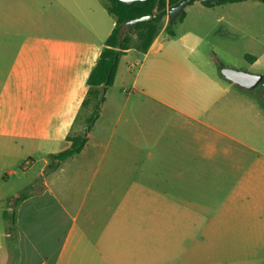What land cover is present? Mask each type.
<instances>
[{"label":"rangeland","instance_id":"1","mask_svg":"<svg viewBox=\"0 0 264 264\" xmlns=\"http://www.w3.org/2000/svg\"><path fill=\"white\" fill-rule=\"evenodd\" d=\"M102 3L107 8L104 0ZM238 9L244 17L246 38L234 45L249 52L256 40V48L264 50V2L241 3ZM13 42L0 36V172L3 170L5 179H13L11 187L28 193L41 187L43 179H76L67 171L63 173L61 168H68L65 160L52 161L49 154L62 150L67 135L88 126L98 99L90 98L89 105L82 103L89 98L88 72L76 68L77 58L54 53L45 41L35 50L29 34L15 41L19 42L16 52ZM133 47L138 49L136 40ZM17 53L22 57H14ZM156 57L141 51L121 57L119 75L108 87L98 110L100 123L106 127V143H113L111 147L122 138L126 126L131 125L134 134L141 128L150 131L149 146L116 153L118 194H144L148 202L143 238L150 264H264V99L255 103L261 116L249 109L250 114L239 118L240 127L232 119L226 121L230 123L228 133L247 147L225 140L230 144H226L228 149L210 148L208 153L215 161L206 164L201 156L204 139L199 137L196 167L180 169L186 178L162 179L160 172L172 174L174 169L156 166L174 161L175 154L161 151L154 142L160 139L163 143L167 138L171 142V135L162 138L160 133L178 131L180 127L192 140L195 122L151 97L192 112L199 105L197 97L206 95L208 85L196 84L194 70L153 63ZM239 66L248 68L244 57ZM232 89L241 95L264 98V89L245 91L236 84ZM7 130L16 131L12 139ZM12 155L16 156L14 161ZM109 160L108 149L92 152L84 188L87 182L102 179ZM126 162L133 164L130 179L120 173ZM11 170L15 175L7 178ZM137 236L136 228L119 232V256L130 253L123 245Z\"/></svg>","mask_w":264,"mask_h":264},{"label":"crops","instance_id":"2","mask_svg":"<svg viewBox=\"0 0 264 264\" xmlns=\"http://www.w3.org/2000/svg\"><path fill=\"white\" fill-rule=\"evenodd\" d=\"M102 1L0 0V36L4 40L14 41L13 52L19 45L15 41L21 35L29 34L35 50L45 41L54 53L69 59L77 58L76 68L88 72V84L89 76L116 23ZM258 1L261 0L206 5L195 0L185 8L184 20L175 25L176 36L170 37L165 32L169 21L165 20L163 28L145 53L146 56L156 54L153 63L161 66L196 71L192 73L196 84L201 87L208 85L206 95L197 97L200 99L199 105L192 112L177 109L163 99L151 97L195 122L192 140L187 139L180 127L178 131L160 133L162 138L171 135V142H168V138L163 143L160 139L154 142L153 145L160 147L161 151L175 154L174 161H163L156 166L174 169L172 174L166 170L160 172L162 179L186 178L180 169L196 167L199 137L204 139L205 149H202L201 156L206 164L215 161L213 154L208 153L210 148L215 147L217 151L228 149L227 145L230 144L225 140L246 146L228 133L230 123L226 121L232 119L240 127L239 118L250 114L249 109L256 110L255 103L264 98L241 95L233 90L235 83L225 78L222 68L231 67L264 76V50L256 48V40H253L254 46L249 52H242L234 45L246 38L244 17L239 9L235 10L236 6ZM135 51L139 50H128L122 58ZM29 52L31 54L32 50L29 49ZM14 57L20 58L22 54L17 53ZM242 57L248 68H239ZM120 62L115 80L120 72ZM199 72L201 74H196ZM252 91L259 92L256 89ZM82 103L89 105L92 101L88 98ZM256 111V115L261 116L260 110ZM101 117L99 115L88 133L83 150L65 160L67 169L61 168L63 173L67 171L76 179H43L41 187L24 193L20 192L19 187H11L13 179H5L1 170L0 264H150L146 252L147 242L143 238L149 214L148 202L144 194L129 192L119 195L116 181L119 167L116 153L133 152L140 146H149L150 131L141 128L134 134L132 126H126L122 138L114 141L111 147L113 143H106V127L100 123ZM85 130L86 126H82L73 135L82 134ZM7 132L10 139L16 133L15 130ZM68 136L61 151L71 146ZM8 149L16 150L14 146ZM103 149L110 151V160L101 175L102 179L98 183L91 180L84 188L88 180L84 178L89 174L88 160L92 152ZM12 158L14 161L16 156L12 155ZM181 159L184 161L181 162ZM121 167L124 169L120 172L122 177L130 179L132 162H126ZM6 175L11 178L15 171L11 170ZM134 228L138 229L136 240L123 245L130 253L119 256V232L132 231Z\"/></svg>","mask_w":264,"mask_h":264},{"label":"trees","instance_id":"3","mask_svg":"<svg viewBox=\"0 0 264 264\" xmlns=\"http://www.w3.org/2000/svg\"><path fill=\"white\" fill-rule=\"evenodd\" d=\"M107 3L108 12L115 19V26L108 36L105 42V48L103 49L96 66L92 70L89 79V99L97 98L96 109L93 116L89 119L88 126L84 133L79 135H69L67 140L71 142V146L57 154H52L50 159L52 161L61 162L68 158L80 153L88 139V133L91 131V124L95 122L98 117V110L100 104L104 102L105 93L108 87L112 86L120 62V58L133 47V43L136 40L138 42L139 51L146 53L155 38L159 34L160 30L164 26V18L167 16V11L162 12L160 15L154 16L147 21L139 22L129 27L122 34V26L125 22L149 15L152 13L156 0H144L135 1L131 4L125 3L122 0H104ZM192 0L189 4L194 2ZM244 0H217L204 2L206 5L223 4L228 2H237ZM264 1V0H261ZM180 0H160L158 10H162L166 7H173L177 5ZM185 10L174 21H168L165 26V32L170 37H175V25L182 22L185 18Z\"/></svg>","mask_w":264,"mask_h":264},{"label":"water","instance_id":"4","mask_svg":"<svg viewBox=\"0 0 264 264\" xmlns=\"http://www.w3.org/2000/svg\"><path fill=\"white\" fill-rule=\"evenodd\" d=\"M122 1L125 3H128V4H131L135 1H144V0H122ZM159 1L160 0H156L155 7H154L151 14L145 15L142 17H138V18H135V19H132V20L125 22L122 26V34L129 27H131V26H133L139 22L150 20L154 16L160 15L164 11H167V13H168V20L174 21L178 16L181 15V13L185 10V8L189 5V3L192 0H180V2L177 5H175L171 8L166 7L162 10H158ZM198 1L209 2V1H217V0H198ZM222 74L229 81L239 85L240 87H242L243 89L248 90V91L254 90L264 79V76L261 74L250 73L247 71L237 70V69L228 68V67L222 68Z\"/></svg>","mask_w":264,"mask_h":264},{"label":"flooded vegetation","instance_id":"5","mask_svg":"<svg viewBox=\"0 0 264 264\" xmlns=\"http://www.w3.org/2000/svg\"><path fill=\"white\" fill-rule=\"evenodd\" d=\"M255 89L258 91H262L264 89L263 81Z\"/></svg>","mask_w":264,"mask_h":264}]
</instances>
